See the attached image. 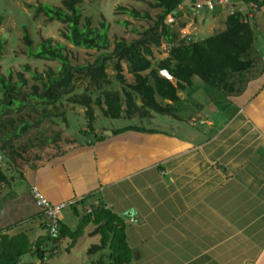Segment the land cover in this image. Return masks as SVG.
I'll list each match as a JSON object with an SVG mask.
<instances>
[{
    "label": "crops",
    "instance_id": "0c3cea01",
    "mask_svg": "<svg viewBox=\"0 0 264 264\" xmlns=\"http://www.w3.org/2000/svg\"><path fill=\"white\" fill-rule=\"evenodd\" d=\"M186 8L193 12L192 4ZM251 14L253 67L240 92L221 93L220 110L230 108L222 118L215 107H201L184 123L180 109L195 94L189 86L178 93L179 112L168 117V127L122 133L94 128L84 130L80 142L31 149L43 156L10 163L0 156L7 177L0 187V235L23 234L32 243L31 259L20 264H37L35 248L46 244L32 187L53 204L74 203L60 221L71 231L97 206L117 215L131 264H264V7L254 6ZM226 15L224 9L213 13L223 17L219 31ZM93 231L88 224L74 243L66 238L59 247L70 252L82 237H92L96 243L87 253L100 241ZM95 260L89 264H99Z\"/></svg>",
    "mask_w": 264,
    "mask_h": 264
},
{
    "label": "trees",
    "instance_id": "16d2710c",
    "mask_svg": "<svg viewBox=\"0 0 264 264\" xmlns=\"http://www.w3.org/2000/svg\"><path fill=\"white\" fill-rule=\"evenodd\" d=\"M135 1H147L148 7L158 13L152 18L147 11L116 7L117 12L149 26L142 32L131 29L138 39L130 42L117 39L112 48L105 21L101 20L98 27H93L89 18L82 21L79 0H61L59 7L28 6L33 16L43 15L63 25L61 37L70 46L91 50L97 55L90 64H73L64 45L44 39L33 48L31 39L23 35L28 58L56 62L58 66L42 74L25 66L24 71L33 81L26 90L28 80L22 73L8 72L4 76L0 72V156L7 163L24 161L23 154L28 150L60 142L61 136L55 126L58 120L66 124L65 105L84 110L90 134L94 132L95 108L111 120L138 119L143 123L153 116L175 118L179 112L178 93L191 86L194 77L223 95L230 96L242 90L245 75L253 67L250 52L254 32L248 14L254 11V6L256 9L264 7V0H231L233 11L226 13L223 31L199 40L189 38V41L180 36L185 28L183 21L179 30L172 29L181 16L180 6L186 0ZM222 8H215L213 13ZM241 8H247V12L243 14ZM119 24L127 29L130 27L126 20ZM0 41H3L2 36ZM162 44L165 49L160 51ZM153 49L160 58H156ZM124 131L153 132L141 124L126 126L114 133ZM23 139L27 141L20 147L17 143ZM103 139V135L96 138L97 141ZM64 141L66 144L75 142ZM6 179L0 166V187ZM88 224L94 226L91 235H98L100 241L87 253L96 255L107 251L97 263L131 264L123 221L101 206L84 215L73 231L61 227L58 243L66 238L74 243ZM31 247L32 243L23 234L0 235V264H20L21 258L31 252ZM35 250L40 259L42 251L38 246Z\"/></svg>",
    "mask_w": 264,
    "mask_h": 264
},
{
    "label": "rangeland",
    "instance_id": "374dc122",
    "mask_svg": "<svg viewBox=\"0 0 264 264\" xmlns=\"http://www.w3.org/2000/svg\"><path fill=\"white\" fill-rule=\"evenodd\" d=\"M61 0H0V38L5 34L3 41H0L1 46V61L0 72L4 76L10 72L13 75L22 73L24 78L28 80V85L24 90L28 89L33 84L30 77L24 67L28 66L32 72H38L42 74L48 68L56 69V62H48L43 60H32L25 54V45L23 42V35H27L32 42L33 48L44 39H52L54 43L62 44L66 47L73 64H90L94 61L97 53L91 50L77 49L70 46L62 37L61 32L64 31V26L55 21H49L43 15L33 16L32 10L28 8L29 5L36 4H49L54 7L60 6ZM147 1H135V0H79V8L81 10L82 21L84 18H89L92 21L93 27H98L101 20L107 24V30L109 39L111 42V48L113 42L117 39H125L127 42L138 39V36L131 32V29H136L142 32L143 29L149 26L148 23L140 20L130 19L127 16L116 11V7H124L127 9H135L139 12L147 11L152 18H155L158 13L157 10L150 9ZM240 9V6H236ZM224 9V8H222ZM227 10V8H225ZM224 9V10H225ZM230 9V7H229ZM233 11V7L231 5ZM230 9V11H231ZM181 16L172 25L173 30H179V24L181 21L185 23V28L180 31L182 38H205L213 35L220 30L222 21L220 23L221 16H213V13L207 11L192 12L186 8V4L180 6ZM229 11V12H230ZM208 13V15H207ZM228 13V10L226 11ZM210 15V16H209ZM218 17V21L214 24H209L207 20L211 21L213 18ZM223 18V17H221ZM126 20L130 23V27L124 28L119 22ZM206 23L209 28H207ZM204 25V26H203ZM203 26V27H202ZM191 32L188 33L187 29ZM206 31H203V29ZM202 29V31H201ZM165 49V44L161 45V50ZM153 52L156 58H160L158 52ZM128 80L131 81V77L128 76ZM196 89H199L197 91ZM195 91V94L187 98L185 105L180 109L179 116L183 118V122L187 123L189 117H186L191 111H196L201 107H215L218 110L219 116L222 118L229 113L230 108L226 107L222 110L223 96L220 92L205 85L201 80L194 77L192 86L188 88L187 92ZM66 110V124L61 123L59 120L56 125V131L60 133L61 140L74 139L76 141H82L83 131L87 129V119L84 116V110L79 107L65 105ZM95 122L94 128L99 131L110 129H118L126 126L141 125L145 128L164 127L168 124V117L154 116V120H146L140 123V120H111L102 116L98 109H94ZM199 115V114H198ZM196 117V116H194ZM199 117H201L199 115ZM198 118V117H196ZM187 125V124H186ZM167 126V125H166ZM168 127V126H167ZM165 129V128H163ZM167 131L169 128H166ZM27 141L23 139L17 144L20 147ZM43 156L42 151L28 150L23 154L24 159L28 156ZM72 214V213H71ZM74 223V220H73ZM75 227V223L73 224ZM96 243V239L82 237L78 244L70 251L66 252L64 246L59 247V254H57L51 264H89L90 260L97 261L102 256L100 254L87 255L86 249ZM105 254V253H104ZM23 261L31 259L29 255H25L21 258Z\"/></svg>",
    "mask_w": 264,
    "mask_h": 264
},
{
    "label": "built area",
    "instance_id": "2783aa9c",
    "mask_svg": "<svg viewBox=\"0 0 264 264\" xmlns=\"http://www.w3.org/2000/svg\"><path fill=\"white\" fill-rule=\"evenodd\" d=\"M231 5V0H195L194 4H192V9L194 13L199 11L213 12L217 7H230L231 9ZM248 18L251 19L252 14H248ZM186 39L187 41L190 40L189 38ZM30 194L35 206L42 214L43 228L46 234V244L40 247L42 256L37 264H50L53 258L60 252L57 240L61 229V214L74 203L53 204L37 187H32Z\"/></svg>",
    "mask_w": 264,
    "mask_h": 264
},
{
    "label": "water",
    "instance_id": "95a60500",
    "mask_svg": "<svg viewBox=\"0 0 264 264\" xmlns=\"http://www.w3.org/2000/svg\"><path fill=\"white\" fill-rule=\"evenodd\" d=\"M194 2H195V0H186L185 1V4L187 5V4H194ZM5 34H3L2 35V38L4 39L5 38ZM137 255V253L135 252V254H134V257Z\"/></svg>",
    "mask_w": 264,
    "mask_h": 264
}]
</instances>
